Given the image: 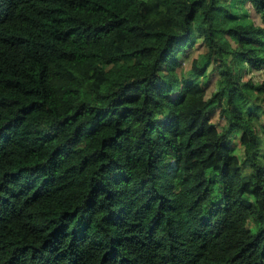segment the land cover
I'll return each instance as SVG.
<instances>
[{
	"label": "trees",
	"instance_id": "trees-1",
	"mask_svg": "<svg viewBox=\"0 0 264 264\" xmlns=\"http://www.w3.org/2000/svg\"><path fill=\"white\" fill-rule=\"evenodd\" d=\"M244 2L0 0V264H264Z\"/></svg>",
	"mask_w": 264,
	"mask_h": 264
},
{
	"label": "rangeland",
	"instance_id": "rangeland-1",
	"mask_svg": "<svg viewBox=\"0 0 264 264\" xmlns=\"http://www.w3.org/2000/svg\"><path fill=\"white\" fill-rule=\"evenodd\" d=\"M232 2H235V5L237 7L240 8V5L242 6V8L244 9V11L247 12V17L250 18L253 23L255 25L260 24V20H259V16L258 14L255 12V10L248 4V2H244L243 0H231ZM241 13V11H240ZM244 12H242L243 14ZM204 52V50L202 49V45H201V40L199 38L195 39L193 45H192V49L190 53H187L186 55H181L178 59L179 61V72H183L185 74V76H187V73L189 71V66H190V62L193 58H196L198 54ZM242 75V80H250L253 84H260L263 80H264V69H259V70H255L252 69L251 67H248V69H246L244 71V74ZM244 75V76H243ZM218 76L215 72L211 71V66L208 67V77H207V81H206V98L209 97V95L211 94V92L215 91L217 88V80ZM250 78V79H248ZM246 91L249 94V98L250 100H252V98H254L256 96V93L254 90L250 89L249 87H246ZM262 100L260 102H257L254 107L250 110L252 112L255 113L254 117V123L257 126H260V124L263 122L264 119V97H261ZM253 101V100H252ZM211 122L212 124H214V126L218 129V130H223L227 127V119L225 117H222L219 114V110L216 109L211 115ZM238 137L235 134L234 138L231 140V144L230 146L232 147V149L234 150L235 154L237 156H241L240 153V149H239V141H238ZM264 151V145L262 144L260 146V152ZM240 168L242 171V174L245 175L247 172L250 171V167L247 163H241L240 164Z\"/></svg>",
	"mask_w": 264,
	"mask_h": 264
}]
</instances>
